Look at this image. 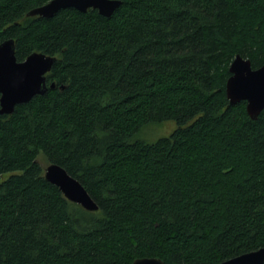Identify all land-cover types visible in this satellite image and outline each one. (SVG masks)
Wrapping results in <instances>:
<instances>
[{"label": "trees", "instance_id": "1", "mask_svg": "<svg viewBox=\"0 0 264 264\" xmlns=\"http://www.w3.org/2000/svg\"><path fill=\"white\" fill-rule=\"evenodd\" d=\"M48 1L0 0V43L57 56L56 86L0 114V264H217L264 246V109L252 119L225 88L237 54L264 64V0L27 15ZM41 153L99 209L47 180Z\"/></svg>", "mask_w": 264, "mask_h": 264}, {"label": "water", "instance_id": "2", "mask_svg": "<svg viewBox=\"0 0 264 264\" xmlns=\"http://www.w3.org/2000/svg\"><path fill=\"white\" fill-rule=\"evenodd\" d=\"M122 4V0H49L33 7L28 16L51 17L62 9L76 8L81 11L97 9L99 13L111 16ZM57 56L35 51L24 60H18L16 41L7 38L0 43V114H11L16 106L30 101L34 96L44 94L56 83L48 84L47 74L51 71ZM230 76L226 82V94L231 104L246 101V109L252 119H257L264 109V64L254 68L252 60L237 54L232 60ZM45 177L56 184L72 202L89 211H97L99 204L85 186L71 175L65 167L51 162L45 168ZM264 246L217 264H263ZM131 264H167L161 257L143 256Z\"/></svg>", "mask_w": 264, "mask_h": 264}, {"label": "rangeland", "instance_id": "3", "mask_svg": "<svg viewBox=\"0 0 264 264\" xmlns=\"http://www.w3.org/2000/svg\"><path fill=\"white\" fill-rule=\"evenodd\" d=\"M175 127H176L175 121L167 120L162 123H157L155 125L143 129L140 136L145 139H148L149 141L150 140L153 141L159 137L170 135L171 132L174 131ZM38 161L40 162V164L44 169L50 163L43 153L39 154ZM9 175L10 173L5 174V178Z\"/></svg>", "mask_w": 264, "mask_h": 264}]
</instances>
